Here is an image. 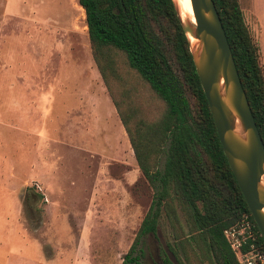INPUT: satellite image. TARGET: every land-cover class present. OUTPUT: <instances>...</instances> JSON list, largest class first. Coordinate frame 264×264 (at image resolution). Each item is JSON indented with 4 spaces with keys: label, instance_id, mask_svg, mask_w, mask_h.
<instances>
[{
    "label": "rangeland",
    "instance_id": "obj_1",
    "mask_svg": "<svg viewBox=\"0 0 264 264\" xmlns=\"http://www.w3.org/2000/svg\"><path fill=\"white\" fill-rule=\"evenodd\" d=\"M237 1L264 66V0ZM9 10L10 28L0 25V264H120L154 189L96 69L83 10L76 0H0V18ZM165 243L174 244L173 227L162 213L157 234L137 245L142 264H162Z\"/></svg>",
    "mask_w": 264,
    "mask_h": 264
},
{
    "label": "trees",
    "instance_id": "obj_2",
    "mask_svg": "<svg viewBox=\"0 0 264 264\" xmlns=\"http://www.w3.org/2000/svg\"><path fill=\"white\" fill-rule=\"evenodd\" d=\"M76 1L96 69L136 165L154 189L120 264H142L137 245L143 235H156L162 213L171 216L174 240L172 246L161 245L162 264H238L222 230L243 213L254 221L222 153L173 0ZM212 2L264 146V66L258 47L237 0ZM141 97L155 100L158 109ZM254 228L264 249L255 223Z\"/></svg>",
    "mask_w": 264,
    "mask_h": 264
},
{
    "label": "water",
    "instance_id": "obj_3",
    "mask_svg": "<svg viewBox=\"0 0 264 264\" xmlns=\"http://www.w3.org/2000/svg\"><path fill=\"white\" fill-rule=\"evenodd\" d=\"M188 4L192 22L181 19L174 2L191 60L222 153L264 242V146L212 0Z\"/></svg>",
    "mask_w": 264,
    "mask_h": 264
},
{
    "label": "built area",
    "instance_id": "obj_4",
    "mask_svg": "<svg viewBox=\"0 0 264 264\" xmlns=\"http://www.w3.org/2000/svg\"><path fill=\"white\" fill-rule=\"evenodd\" d=\"M222 236L238 264H264V249L257 242L254 223L247 214L225 227Z\"/></svg>",
    "mask_w": 264,
    "mask_h": 264
},
{
    "label": "bare ground",
    "instance_id": "obj_5",
    "mask_svg": "<svg viewBox=\"0 0 264 264\" xmlns=\"http://www.w3.org/2000/svg\"><path fill=\"white\" fill-rule=\"evenodd\" d=\"M174 2L176 3L179 13H180V17L182 20H190L191 22L193 21V17L190 11V7L188 4V0H174ZM264 211V208H263Z\"/></svg>",
    "mask_w": 264,
    "mask_h": 264
},
{
    "label": "crops",
    "instance_id": "obj_6",
    "mask_svg": "<svg viewBox=\"0 0 264 264\" xmlns=\"http://www.w3.org/2000/svg\"><path fill=\"white\" fill-rule=\"evenodd\" d=\"M16 12H13V11H11V10H9V12L8 11H6V12H4V14H2V17H4V18H0V25L2 26V25H4V28L5 29H7V28H10V26L8 25V21H10L11 22V18L10 17H12V15H14ZM17 14V13H16ZM6 17V18H5ZM8 25V26H7ZM38 25V24H37ZM37 25H36V27H37ZM48 26H51V24L50 25H48ZM47 26V27H48ZM54 28V30H55V27H53ZM8 30V29H7ZM60 31V29H59V27H56V31L55 32H57V31ZM57 33H59V32H57ZM57 42H60L59 40L57 41ZM54 43H55V39H54V42L52 43L53 45V47H54ZM65 62V61H64ZM41 63V64H40ZM39 63V65H42V62H40ZM46 65H47V68H48V66L50 65V64H48V63H46Z\"/></svg>",
    "mask_w": 264,
    "mask_h": 264
},
{
    "label": "flooded vegetation",
    "instance_id": "obj_7",
    "mask_svg": "<svg viewBox=\"0 0 264 264\" xmlns=\"http://www.w3.org/2000/svg\"><path fill=\"white\" fill-rule=\"evenodd\" d=\"M156 234H157V231H156Z\"/></svg>",
    "mask_w": 264,
    "mask_h": 264
}]
</instances>
